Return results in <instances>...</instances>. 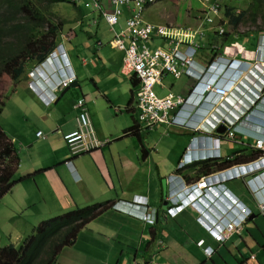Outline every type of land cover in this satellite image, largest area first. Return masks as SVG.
<instances>
[{"label":"crops","instance_id":"1","mask_svg":"<svg viewBox=\"0 0 264 264\" xmlns=\"http://www.w3.org/2000/svg\"><path fill=\"white\" fill-rule=\"evenodd\" d=\"M195 1L197 6L186 0L180 5L185 9L177 13L172 5L167 7L159 16L164 21L148 20L143 14L144 19L197 27L203 8ZM222 4L230 7L225 1ZM79 14L82 29L65 30L58 41L62 60H68L75 74L71 84L77 85H69L64 94V89L59 91L51 101L55 78L49 76L51 70L34 66L0 113V126L18 156L16 182L0 197L5 240L9 244L12 238L25 239L44 219L108 201L111 206L80 229L74 243L64 247L53 264H256L257 258L264 264V213L257 206V199L264 195V169L239 175L261 161L249 163L261 154L256 139L264 138V100L259 96L264 85V30L248 33L243 41H251L249 47L235 44L232 33L223 43L229 53H235V62L249 64L243 90L231 85L228 98L205 100L202 108H194L189 115V126L160 123L145 129L138 124L139 82L121 71L123 51L98 46L113 38V30H100L110 27L101 18L89 25L85 12ZM203 26L195 57L198 66L209 61L220 41L213 26L205 22ZM153 43L171 48L157 37ZM162 83L155 86L159 96L168 89L186 94L193 80L165 74ZM77 102L85 104L97 136L110 141L91 152L72 155L63 133L77 128ZM197 110L201 114L194 119ZM219 118L234 120L232 137ZM220 125L223 128L217 132ZM39 130L43 137L36 135ZM192 157L195 163L179 166L183 158ZM204 176L214 185L193 188L190 196L185 188ZM140 199L157 211L154 223L127 212L129 202ZM175 203L183 208L169 212ZM241 206L248 211L243 228L218 242L207 225L223 217L240 218ZM201 239L204 243L199 246ZM205 247L213 248L211 256Z\"/></svg>","mask_w":264,"mask_h":264},{"label":"built area","instance_id":"2","mask_svg":"<svg viewBox=\"0 0 264 264\" xmlns=\"http://www.w3.org/2000/svg\"><path fill=\"white\" fill-rule=\"evenodd\" d=\"M70 1L79 5L81 4V0ZM158 1L159 0H90L94 10L100 14L114 33L111 40L105 44L98 42V46H101V50L108 48L109 50L123 51L121 71L124 74H133L139 82L136 92V107L138 110V122L140 127L145 129H152L160 123L185 125L184 118L181 117L180 112L182 113L187 105L192 104L191 95L195 90L201 89L202 94L197 101L199 104L202 100H206L207 102L210 98H212L211 100L213 101H215V98L219 100L228 98L229 87L231 85L237 89L243 90L241 85L243 82L242 77L247 74V72L236 74L231 83L227 82L231 79L230 75L226 77V80L214 78L210 81H206L209 68H215L216 65L224 62H226V64L233 62L235 53H229L227 51V45L216 46L219 52L213 54L204 65L198 66L195 60L197 51L201 47L200 41L204 35V22L211 26L215 25L218 35L226 31L225 22L227 21V16L224 15L221 0H199L203 8V19L197 27L191 25L155 24L147 22L143 16L144 10L147 6ZM233 11L235 13L239 12L235 9ZM125 15V27L117 32L114 26L119 24L120 18ZM93 23H95V20ZM262 34L261 42H264V31H262ZM155 37L169 44L171 48L155 45L153 43ZM231 47L236 48L234 45ZM235 48L234 52H236ZM54 53L55 52H52L50 56ZM66 60H60L59 67L49 74V76H54L55 78L52 82L53 86L51 87V101L56 98L59 91L68 87L75 80L72 67L65 64ZM48 61L51 62L49 57ZM240 61L238 60L235 64L233 63V65L237 66ZM38 66L39 65L34 69L38 68ZM31 73L33 75L34 70L31 71ZM165 74H170L175 79L187 75L193 80V84L186 94L175 93L168 89L164 96H159L155 91V86L157 84H163L162 78ZM204 82H207L206 85ZM261 88L262 90H259V96L264 100V85H261L260 89ZM74 107L78 109L77 128L63 133V139L71 154L78 155L88 153L106 145L110 139H100L97 136L85 104L83 102H77ZM218 122L219 124L227 126L229 129L228 135L230 137L234 135V120L227 121L223 118H219ZM36 135L38 137L44 136L41 130L37 131ZM255 147L261 154H259L253 162L264 159V138H257ZM184 161V158L180 161V167L183 166ZM245 172L246 171H244V173ZM241 174L243 173L241 172L239 175ZM209 176H212V174ZM211 184L214 185L213 180L210 181L208 177L204 176L192 182L189 186L195 189H204L211 186ZM257 206L259 210L264 213V195H261L257 199ZM126 210L132 216H136L143 221L149 223H154L156 221L157 211L155 209H150L147 202L144 200L142 201L140 199L135 202H129ZM168 211L171 212L172 207L169 208ZM239 214L240 218L238 219L235 217L231 219L223 217L220 220H216L213 226L207 225V229L218 242H223L233 233H239L243 228V221L248 211L244 212L242 207V212L240 211ZM203 243V239L198 241L199 246ZM204 251L207 256H211L213 248L205 247Z\"/></svg>","mask_w":264,"mask_h":264},{"label":"trees","instance_id":"3","mask_svg":"<svg viewBox=\"0 0 264 264\" xmlns=\"http://www.w3.org/2000/svg\"><path fill=\"white\" fill-rule=\"evenodd\" d=\"M65 0H0V79L8 75L16 84L24 70L36 67L56 47L67 20L52 9ZM71 2V1H67ZM264 0H251L246 9L235 13L225 6L226 23L236 28L246 18L255 21ZM78 9L79 4L71 2ZM218 35V34H217ZM231 33L224 32L217 47ZM212 48L214 54L218 48ZM25 71V72H26ZM9 95L0 89V113ZM18 166L17 153L0 126V197L11 191ZM111 206L108 201L76 208L40 221L20 247L8 244L0 249V264H53L60 251L72 245L80 229Z\"/></svg>","mask_w":264,"mask_h":264},{"label":"rangeland","instance_id":"4","mask_svg":"<svg viewBox=\"0 0 264 264\" xmlns=\"http://www.w3.org/2000/svg\"><path fill=\"white\" fill-rule=\"evenodd\" d=\"M67 1H70V0H65L63 2L55 3L52 6V9L59 17L67 20L68 23L64 27L65 30H68L67 32H69V30H71L70 32H72L73 30H81L82 26H81L80 22L77 21L81 17L79 14V11L77 10V8L74 7V5H72L71 2H67ZM190 1L193 5L196 4V6H197L198 2H196L195 0H190ZM224 1L227 4L230 3L229 4L230 7H233L235 10H238L240 12V11L247 8V6L251 0H230V1L229 0H221V2H224ZM182 3H187V2H186V0H159L158 2L154 3L152 6L148 7V9H145V12H144L145 18L148 20L157 21V22L159 20L164 21L163 19L159 18L160 13L163 12L167 7H170L171 5H172V8H174L176 10V13L178 10L183 11L185 9L184 8L185 6L181 7L180 5ZM81 4L82 5H80L78 7V9L85 12L84 18H85V20H90L89 25H94V23H92L91 18H93V19L99 18L98 12H96L94 10L93 6L91 5L90 0H81ZM224 6L225 5L223 4L222 5L223 9L225 8ZM96 13H97V17H96ZM124 27H125V23L123 20H121L120 23L114 27V29L117 30V32H119L120 30L124 29ZM213 27L216 30V26L213 25ZM109 28L110 27L103 26V27H101L100 30H109ZM90 29H92V28H90ZM225 29H226V32L234 34V40L236 41L235 44L243 43V45L245 44V45H247V47H249L251 41H249V42L243 41V40L249 38L248 33H251L254 31L258 32L260 30H264V2L262 3L260 8L258 9L257 18L255 21H252L251 19L246 18V20L241 21L236 28H233L232 25L225 22ZM65 30H62L59 37H56V39H57L56 47L47 55L45 60L39 64L38 68H41L42 70H48V71L51 70L52 71V70H55L59 67V61L61 60L59 58V54L62 50L60 48L61 44L58 43V41L60 40V37H62L63 34L66 35ZM245 33H247V34H245ZM254 36L256 38L255 34H254ZM251 40H252V38H251ZM223 45H225V44H222L220 46H223ZM52 52H55V53L52 54V56H50V54ZM48 57L51 59V62L48 61ZM28 68H26L24 70L23 74L21 75L20 80L16 84H13L11 82L8 75L1 76L0 89L2 91V94H4V96L6 94H8L9 97L14 95L13 91L19 85V83H21L24 80L25 76L27 75V73L30 70L29 69L28 71H26ZM28 75H32V73L30 72ZM60 92L58 94H60ZM4 108H5V106H4ZM4 223H5V220L0 219V249L4 246L8 245L7 239L5 240L7 227H5V228L3 227ZM11 241H12V243H9V244H13L15 247H20V245L23 243L24 239L16 240L15 238H12ZM255 263L261 264L262 259L257 258L255 260Z\"/></svg>","mask_w":264,"mask_h":264},{"label":"bare ground","instance_id":"5","mask_svg":"<svg viewBox=\"0 0 264 264\" xmlns=\"http://www.w3.org/2000/svg\"><path fill=\"white\" fill-rule=\"evenodd\" d=\"M98 17L99 18H101V19H103L101 16H100V14L98 13ZM95 20V22H96V19H94ZM93 20V21H94ZM120 20H121V18H120ZM240 61V60H239ZM233 63L235 64V61H234V59H233V62H231L230 64H226V62H224V63H221V64H218L217 65V67H215V68H209L208 69V71H207V78H206V81H210L211 79H214V78H218V79H226V77H228L229 75L231 76V79H230V81H227L228 83H231V82H233V79L235 78L234 76L236 75V66H234L233 65ZM239 63H241V62H239ZM238 63V64H239ZM242 63H244V65H245V67L246 68H249V64L248 63H245V62H242ZM240 68L242 69V71H243V67L242 66H240ZM242 73H246V70H244V72H242ZM247 75V74H246ZM244 77H245V75H244ZM244 77H242V79L244 78ZM235 81V80H234ZM206 83L207 82H204V84L206 85ZM202 84H203V82H202ZM205 85H204V87H205ZM260 88V87H259ZM259 90H262V88L261 89H259ZM194 96V92H193V94L191 95V97H193ZM200 97H201V95H200ZM204 101L205 100H202V102L204 103ZM181 113V112H180ZM183 114V115H182ZM189 115L190 114H188V113H186V112H184V111H182V113H181V117H183L184 118V122H185V125H183V126H189ZM138 124H139V122H138ZM221 126V125H220ZM226 126V125H225ZM228 129V128H227ZM259 151V150H258ZM259 153H261L260 151H259ZM261 161H260V164L259 165H256V167L255 168H253V166L252 165H249V167L248 168H246L247 170H245L246 172V174H248L249 172H255V171H261V170H263L264 169V159H260ZM257 161H255V162H252V163H256ZM241 165H246V163L245 164H241ZM245 173H243L242 175H245ZM214 174H216V173H214ZM257 194L259 193V192H256ZM260 197V196H259ZM179 208V209H178ZM180 208H183V206H182V204H177V203H175V206H172V209L174 210L172 213H176V212H178L179 210H180Z\"/></svg>","mask_w":264,"mask_h":264},{"label":"clouds","instance_id":"6","mask_svg":"<svg viewBox=\"0 0 264 264\" xmlns=\"http://www.w3.org/2000/svg\"><path fill=\"white\" fill-rule=\"evenodd\" d=\"M59 58L61 59V61H63L62 58H64V55H63L62 51H61L60 54H59ZM65 60H66V59H65ZM65 64H67L68 66H70V63L68 62V60H66ZM240 66L243 67V71H242V69L240 68ZM216 67H217V65H216ZM247 69H248V68L245 67L244 63L241 62V63H239V64L236 66V74H238V73H242V72H244V70H246V72H248ZM53 71H54V70H52V71H50V72L52 73ZM201 94H202V93H201V89H197V90H195V91H194V96L191 97V98H192V100H191V101H192V104L187 105V107H186L185 110H183V111L186 112V113H188V114H191L192 111L194 110V108H196V107H199L198 109L202 108V106L205 105V103L201 102V103L199 104V102H197L198 99L200 98V95H201ZM196 102H197V103H196ZM200 114H201L200 111L197 110V113H194V114L192 115V117H193L194 119H195V118H199V117H200ZM195 162H196V158H195V157H192V158L189 159V160H185L183 166H184V165H188V164H193V163H195ZM193 188H194V187H191V186L185 188L186 191L189 190V195H190V196H191V195H192V196L194 195V194H193V192H194V189H193ZM185 189H184V190H185Z\"/></svg>","mask_w":264,"mask_h":264},{"label":"water","instance_id":"7","mask_svg":"<svg viewBox=\"0 0 264 264\" xmlns=\"http://www.w3.org/2000/svg\"><path fill=\"white\" fill-rule=\"evenodd\" d=\"M74 84H75V82L73 84H70V86H73ZM75 85H77V84H75ZM70 86H68V87H70ZM68 87L64 88V90L62 91V94H64V92L68 89ZM221 128H223V126L218 127L217 132H221Z\"/></svg>","mask_w":264,"mask_h":264}]
</instances>
